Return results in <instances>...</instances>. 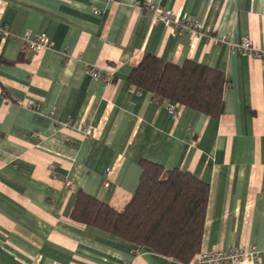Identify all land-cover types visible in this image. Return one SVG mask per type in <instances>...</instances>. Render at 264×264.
<instances>
[{
	"label": "crops",
	"instance_id": "0c3cea01",
	"mask_svg": "<svg viewBox=\"0 0 264 264\" xmlns=\"http://www.w3.org/2000/svg\"><path fill=\"white\" fill-rule=\"evenodd\" d=\"M145 3L197 31L175 30ZM1 28L0 264H187L71 217L80 192L122 212L143 160L207 185L198 253L237 247L256 255L240 264H264V62L228 45L264 49V0H0ZM24 32L51 47L29 51ZM146 54L222 72V113L131 86Z\"/></svg>",
	"mask_w": 264,
	"mask_h": 264
},
{
	"label": "trees",
	"instance_id": "16d2710c",
	"mask_svg": "<svg viewBox=\"0 0 264 264\" xmlns=\"http://www.w3.org/2000/svg\"><path fill=\"white\" fill-rule=\"evenodd\" d=\"M128 82L157 102L169 101L214 118L223 111L224 74L192 61L177 66L146 54L129 73ZM140 166L139 185L122 212L80 192L71 217L188 263L200 248L208 187L188 172L144 160Z\"/></svg>",
	"mask_w": 264,
	"mask_h": 264
},
{
	"label": "built area",
	"instance_id": "2783aa9c",
	"mask_svg": "<svg viewBox=\"0 0 264 264\" xmlns=\"http://www.w3.org/2000/svg\"><path fill=\"white\" fill-rule=\"evenodd\" d=\"M144 7L151 10L155 18L170 24L175 30L195 32L198 29L196 23L178 18L173 15V13L169 11H164L151 3H145ZM0 35L8 36L10 35V33H8L5 29L1 28ZM21 38L29 51L36 52L51 47V43L44 34L30 37L29 32H24ZM228 45L233 51H237L253 59H260L262 62H264V49L256 48L248 39H242L241 41H236L232 43L228 42ZM86 71L88 75L94 79H101L107 82H110L112 80L113 71L110 68L106 69V72L103 74L90 66L86 67ZM167 111L168 114L172 117V119L177 118L178 114L175 111L174 106H168ZM52 167L53 166L50 165V168ZM109 174L110 169H107L106 175L108 176ZM108 184V180H105L104 186L107 187ZM248 258H256L255 253H244L241 249L234 247L229 249V251L227 252H221L218 250L199 252L187 264H240Z\"/></svg>",
	"mask_w": 264,
	"mask_h": 264
}]
</instances>
